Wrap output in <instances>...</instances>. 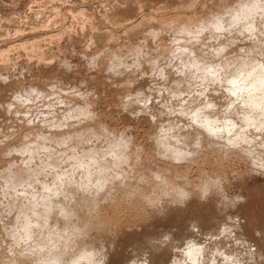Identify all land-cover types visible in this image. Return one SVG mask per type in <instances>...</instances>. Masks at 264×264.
Wrapping results in <instances>:
<instances>
[{"label": "clouds", "instance_id": "obj_1", "mask_svg": "<svg viewBox=\"0 0 264 264\" xmlns=\"http://www.w3.org/2000/svg\"><path fill=\"white\" fill-rule=\"evenodd\" d=\"M51 64L43 87L30 65L0 70V86L23 81L0 101V264H156L166 249V264H264V217L244 212L246 180L264 178V0H220L130 47L93 38ZM85 72L127 89L122 127L102 119L88 80L72 82ZM125 116L147 118L150 147ZM194 200L212 205V228L192 218L179 236L149 227L119 246ZM126 210L148 222L113 232Z\"/></svg>", "mask_w": 264, "mask_h": 264}, {"label": "rangeland", "instance_id": "obj_2", "mask_svg": "<svg viewBox=\"0 0 264 264\" xmlns=\"http://www.w3.org/2000/svg\"><path fill=\"white\" fill-rule=\"evenodd\" d=\"M219 4L220 0H0V18L6 17L0 19V51H5L3 52L5 55L0 57V70H6L16 64L30 65L36 77L34 82L43 87L47 81L41 77H47L56 71L55 66L51 64L54 56L61 53L69 54L72 48L86 51L93 38L103 45L130 47L131 43L142 37L147 28L161 27V19H168L172 24L188 21L207 14ZM56 9L60 11L57 12ZM82 9H86L87 12H83ZM37 13H42L40 21L35 20ZM137 21H140L139 26L136 24L130 26ZM167 26L163 28L170 27ZM161 41L162 44H166V38ZM81 75L83 76L74 74L72 82L77 79L88 80L89 87H95L100 93L98 107L102 119L114 126L122 127L123 122L118 108L119 97L127 89H117L106 84L99 72L95 74L85 72ZM71 78L65 77L66 80ZM22 83L23 81L14 82V85L7 88L0 86V101L8 98L13 86ZM143 84H146V81L142 82L141 86ZM2 116L3 113H0V117ZM123 120L135 125L137 142L150 147L149 136L153 129L147 118L128 120L125 116ZM146 162H151V157H146ZM214 164L215 161L208 157L202 166L213 167ZM245 178L247 173L237 177L241 181ZM246 189L263 192L264 178H249L246 180L244 193ZM114 215L117 216V222L112 228L113 232L121 226L134 227L139 231L138 226L146 224L149 219L148 216L137 215L132 210ZM211 215V204L200 205L194 200L186 210H173L166 221L154 219L139 232L125 233L119 241V246L125 248L132 242L141 240L144 235L151 234L149 227L167 229L176 226L180 229L177 234L179 236L184 231L185 221L192 218H200L204 228L208 230L214 226L208 223ZM170 255L166 249L153 259L156 264H166ZM117 258L122 259L123 252H120Z\"/></svg>", "mask_w": 264, "mask_h": 264}, {"label": "crops", "instance_id": "obj_3", "mask_svg": "<svg viewBox=\"0 0 264 264\" xmlns=\"http://www.w3.org/2000/svg\"><path fill=\"white\" fill-rule=\"evenodd\" d=\"M245 195L248 196V204L244 207L246 215L261 218L264 217V191L245 190Z\"/></svg>", "mask_w": 264, "mask_h": 264}, {"label": "bare ground", "instance_id": "obj_4", "mask_svg": "<svg viewBox=\"0 0 264 264\" xmlns=\"http://www.w3.org/2000/svg\"><path fill=\"white\" fill-rule=\"evenodd\" d=\"M192 4H193V3H192ZM190 5H191V4H190ZM141 21H143V19H142ZM160 21H161V22H160V25L162 24L161 27H168L167 25H169V26L171 27V25H172V23H171L172 21L169 22L168 19L166 20V19L164 18V19H161ZM168 22H169V23H168ZM141 23H142V22H141ZM135 24L139 26V25H140V21H139V22L137 21V22H135V23L133 22V23L130 24V26H133V25H135ZM170 24H171V25H170ZM136 25H135V26H136ZM166 29H167V28H166ZM31 32H32V31H31ZM161 44H162V41H161ZM162 45H164V44H162ZM3 52L5 53L4 50H3ZM3 52L0 51V57H2V55L4 54ZM4 55H5V54H4Z\"/></svg>", "mask_w": 264, "mask_h": 264}]
</instances>
